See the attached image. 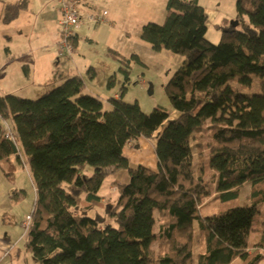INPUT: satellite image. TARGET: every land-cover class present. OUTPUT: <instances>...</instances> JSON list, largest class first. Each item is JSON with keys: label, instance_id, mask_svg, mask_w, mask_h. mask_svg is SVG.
I'll return each instance as SVG.
<instances>
[{"label": "trees", "instance_id": "obj_1", "mask_svg": "<svg viewBox=\"0 0 264 264\" xmlns=\"http://www.w3.org/2000/svg\"><path fill=\"white\" fill-rule=\"evenodd\" d=\"M25 5H8L3 20ZM236 5L239 23L227 19L217 44L206 37L199 0H168L164 23L144 24L141 37L154 49L185 56L165 86L174 119L169 108L145 112L125 100V84L105 108L80 75L36 99L0 91V163L20 159L19 145L25 153L36 189L26 247L40 264H230L249 256L254 231L248 264L264 259V216L254 226L264 206V0ZM254 75L259 90L251 94L231 83L251 87ZM155 132L157 167L131 164L125 149ZM205 149L210 182L195 161ZM123 171L128 179L114 180L110 201L105 179ZM245 183L250 203L239 205ZM213 202L218 210L202 212Z\"/></svg>", "mask_w": 264, "mask_h": 264}, {"label": "rangeland", "instance_id": "obj_2", "mask_svg": "<svg viewBox=\"0 0 264 264\" xmlns=\"http://www.w3.org/2000/svg\"><path fill=\"white\" fill-rule=\"evenodd\" d=\"M167 1L100 0L101 9L107 8L111 15L115 16L114 26L104 25L97 26L95 30L91 29L90 32L94 34V40L82 37L77 44L73 41L75 49L73 55L66 52L61 53L59 46L51 48L49 55H47L48 81L39 82L36 87L32 88L31 86L22 87L20 85L8 88L20 94L18 96H32L25 98L36 99L62 84L67 74L82 70L88 92L99 93L106 99L111 93V89L112 92L121 90L125 84V100L129 102L137 101L145 112L152 111L156 106L169 108L173 110L169 120L174 119L178 112L173 109L166 94L165 86L174 72L182 65L185 56L166 48L154 49L148 41L141 37L142 28L147 22L164 23ZM199 2L206 7L209 13L206 37L217 44L220 42L223 31L220 27L222 26L220 16H223L220 14L227 16L229 22L235 20L237 16L236 0H199ZM54 3H57V0L49 1L48 7H55ZM34 38L32 37V42H34ZM112 48L118 49L125 57L116 58L112 54ZM5 49L6 46L5 48L1 46L0 0V88L1 83L8 80L5 73L1 72V53ZM134 54L138 55L139 58H135ZM59 57L60 61L58 60ZM123 59L125 61H121ZM22 64L20 69L23 71V75L31 74L32 66L26 67L25 70ZM91 66H93L94 72L89 71ZM119 66L126 67L128 80L125 78L126 73L120 70ZM6 68L7 70L11 69L13 73L20 72L13 65L7 64ZM12 78L14 79L13 75ZM231 83L248 94L259 90L256 75L253 76L251 87L240 86L237 79H232ZM109 107V104L105 103V108ZM169 120L165 121L159 130H162ZM156 136L157 132L150 137H143L139 145L128 148L132 151L130 158L134 165L142 162L153 167L157 166L156 151L151 141L148 140L149 138L155 139ZM18 154L20 159L14 154L9 161L3 160L0 163V264H40L39 260L26 247V228L24 226L27 216L31 215L34 208L36 189L30 166L20 145ZM197 155L196 164L200 166L203 163L205 179L210 182L214 178V172L209 166L208 150L205 149L201 155ZM92 171L93 168L88 166L87 172L91 174ZM117 177L121 178V175L116 174L107 177L101 189L102 193L108 194L106 197L110 201H113L118 195V191L112 189L113 186L110 189L111 181ZM249 194L250 185L244 184L241 186V196L238 204H249L250 200L247 198ZM218 205L219 203L215 204V202L205 205L202 212L211 209L215 211ZM100 212L104 213L102 209H100ZM263 216L264 206L261 207V211L255 217L254 226L259 224ZM258 237L257 232H252L251 245ZM155 248H157L156 243ZM198 250V243L195 241L193 245L195 257ZM256 254V252L249 254L245 259L237 258L233 264H248ZM261 264H264V262Z\"/></svg>", "mask_w": 264, "mask_h": 264}, {"label": "crops", "instance_id": "obj_3", "mask_svg": "<svg viewBox=\"0 0 264 264\" xmlns=\"http://www.w3.org/2000/svg\"><path fill=\"white\" fill-rule=\"evenodd\" d=\"M20 1L22 0H1V46L2 48H5L6 46L5 51L1 53V72L3 71L6 77H8L7 81H3L4 83H1L0 91L3 94L11 93V94L20 95L17 92H14V90L9 89L8 87L20 85L22 87L31 86L32 88V87H36V84L39 82L44 83L45 81H48L49 76H48V70L46 68L48 63L47 55H49V51L51 50V48L53 49L54 47L58 46L59 37H60L59 35L60 10L57 3H54L55 7L52 8L50 6L48 7L49 1L51 0H26V5L19 12L18 16L9 22H5L3 18L6 13L7 6L18 3ZM35 1L38 2L39 4L36 3ZM99 1L100 0H89L83 5V10L84 11L101 10L102 6H100ZM35 7L37 10L35 9ZM103 9L108 10L107 8H103ZM206 12H207V16L209 17V13L207 9ZM220 15L223 16V17L220 16V19L223 24L228 18L227 16H224V14H220ZM107 18H108V22L105 24H99V25L86 24L82 26L78 30L76 36V44L79 42L80 39H82V37H86L90 40H94V34L90 32V30L91 29L95 30L97 26L98 27L104 25H110L109 27L114 26L115 16L111 15V12L109 10H108ZM32 37H35L34 42H32L33 41ZM112 51H113L112 54L118 59L120 57H125L124 54L120 52L118 49L112 48ZM58 60L60 61V57L58 58ZM21 63H23L22 66H24L25 70L27 69L26 67L32 66L31 74L23 75V71L20 69ZM7 64L11 66L13 65L14 68H17L20 72L13 73L11 69L7 70L6 68ZM119 68L121 70V66H119ZM82 74L83 71L78 70V72L67 74L66 78L74 75H80L81 77H83ZM12 75L14 76V79L12 78ZM89 92L103 98V96H101V94L99 93H95L93 91H89ZM110 92L111 93L108 95L106 99L103 98L107 104H109L108 103L109 98L111 97L119 98L121 96V90H115L112 92L111 89ZM25 97H32V96H25ZM178 114L179 113H177L176 117L178 116ZM154 138L155 139L149 138L148 140L151 141L153 148L156 149L158 134ZM142 139L143 137L139 138L138 145L140 142H142ZM125 153L128 156L130 163L133 164L130 158L132 151L126 148ZM155 160L157 165L158 160L157 159ZM138 164H143L152 168L157 167V166L153 167L142 162H139ZM120 175H121V179L123 180L128 179L127 172L123 171L118 174V176ZM115 179L111 181L110 189L112 185H115L114 184ZM245 184L250 185L249 183H245ZM103 194L107 196L106 193ZM216 203L218 204V202H215V204ZM216 209L217 210L219 209V205L216 207ZM210 211H212V209ZM156 231L157 229H155V232ZM257 233L260 236V233L259 232ZM254 251H255V247L251 245L250 254H254ZM235 261L236 259L230 264H233ZM262 262H264V259L261 260L258 264H261Z\"/></svg>", "mask_w": 264, "mask_h": 264}, {"label": "built area", "instance_id": "obj_4", "mask_svg": "<svg viewBox=\"0 0 264 264\" xmlns=\"http://www.w3.org/2000/svg\"><path fill=\"white\" fill-rule=\"evenodd\" d=\"M89 0H57L60 10V28H59V50L61 53L66 52L73 55L75 52L73 41L77 36L78 30L86 24H105L108 22V10L101 9L99 11H84L83 5ZM6 136L13 140L16 137L13 133L11 125L5 121ZM116 190L117 187L113 186ZM31 220V215H28L24 226L27 230Z\"/></svg>", "mask_w": 264, "mask_h": 264}, {"label": "water", "instance_id": "obj_5", "mask_svg": "<svg viewBox=\"0 0 264 264\" xmlns=\"http://www.w3.org/2000/svg\"><path fill=\"white\" fill-rule=\"evenodd\" d=\"M238 23H239V21H238V20H236V19L231 21V24H233L234 26H237V25H238Z\"/></svg>", "mask_w": 264, "mask_h": 264}]
</instances>
